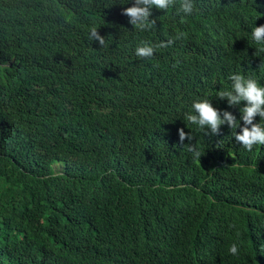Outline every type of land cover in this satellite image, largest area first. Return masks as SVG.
Listing matches in <instances>:
<instances>
[{"label":"trees","instance_id":"16d2710c","mask_svg":"<svg viewBox=\"0 0 264 264\" xmlns=\"http://www.w3.org/2000/svg\"><path fill=\"white\" fill-rule=\"evenodd\" d=\"M133 3L0 0V264H264V145L185 119L207 99L240 120L231 75L264 86V0H176L145 31Z\"/></svg>","mask_w":264,"mask_h":264},{"label":"clouds","instance_id":"9594fccd","mask_svg":"<svg viewBox=\"0 0 264 264\" xmlns=\"http://www.w3.org/2000/svg\"><path fill=\"white\" fill-rule=\"evenodd\" d=\"M176 3V0H134L133 6L125 8L121 15L129 18V24L134 30H150L156 25V20H149L152 15V9L167 10ZM194 10L193 0H179V12L190 15ZM252 39L258 44H264V25L254 27L252 30ZM89 39L97 41L100 45L105 44V39L98 30L93 27L90 29ZM173 44L169 39L166 43L160 42L152 44L141 41L135 48V55L138 58H151L158 49H164ZM231 86L228 89H220L217 92L219 100H226L229 107L238 106L242 102L244 107L240 108V120L228 111H219L214 108L212 102L207 99H201L193 102L191 111L185 114V119L198 126L199 129L208 131L205 135H218L222 125H227L233 132L235 141L244 149L251 152L256 145H264V86L258 84L255 79L246 78L241 74H234L229 77ZM256 117L260 118L259 123H255ZM241 121L243 127H241ZM239 129V133H237ZM179 141L184 143L185 139L189 141L188 150L193 153L196 160H200L201 153L191 143L192 135L186 134L184 129H178ZM243 168L241 165H233ZM232 227V226H230ZM229 254L235 256L239 253L237 243H232L228 248Z\"/></svg>","mask_w":264,"mask_h":264},{"label":"rangeland","instance_id":"374dc122","mask_svg":"<svg viewBox=\"0 0 264 264\" xmlns=\"http://www.w3.org/2000/svg\"><path fill=\"white\" fill-rule=\"evenodd\" d=\"M56 169V168H55Z\"/></svg>","mask_w":264,"mask_h":264}]
</instances>
